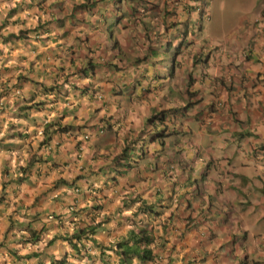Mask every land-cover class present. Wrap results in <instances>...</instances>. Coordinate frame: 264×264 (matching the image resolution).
I'll use <instances>...</instances> for the list:
<instances>
[{
	"label": "crops",
	"instance_id": "obj_1",
	"mask_svg": "<svg viewBox=\"0 0 264 264\" xmlns=\"http://www.w3.org/2000/svg\"><path fill=\"white\" fill-rule=\"evenodd\" d=\"M84 1L51 0L59 20L52 13L37 20L34 10L45 25L26 50L38 49L39 85L53 88L43 95L49 117L34 123L43 120V131L26 133L35 145L26 193L10 196L33 203L26 229H36L31 216L57 196L52 208L60 215L45 236L54 224L62 233L89 225L97 204L88 236L103 246L133 228L132 219L148 220L147 264H264V4L228 32L201 29L190 39L177 35L181 23L197 19L185 13V0H89L78 9ZM162 51L172 52L168 62ZM159 111L162 125L148 124ZM101 124L92 135L88 126ZM140 201L153 213L134 218ZM186 218L195 225L185 226Z\"/></svg>",
	"mask_w": 264,
	"mask_h": 264
},
{
	"label": "rangeland",
	"instance_id": "obj_2",
	"mask_svg": "<svg viewBox=\"0 0 264 264\" xmlns=\"http://www.w3.org/2000/svg\"><path fill=\"white\" fill-rule=\"evenodd\" d=\"M259 2L264 4V0H205L208 20L203 22L202 29L207 35H216L222 30L228 32L229 29L237 26L238 19L246 10ZM50 5L51 0H0V264H57L66 253L69 255L65 257V262L60 264H117L114 262V257L105 252L102 254L107 258L105 257L103 262H98L101 253L97 249L90 251V246L96 245V242L88 235L81 234L79 239L71 238L76 249L68 245L64 239L54 238L55 235H62V232L55 230L56 224L45 236L41 233L45 231L42 222L37 221L35 235L37 233L39 238L32 239L34 235L30 236V232L26 229V210L29 203L14 204L10 198L15 193H26V173L33 166H28V162L34 160L30 156L35 145L26 140V133L40 134L35 130L43 131V120L39 124L42 128L38 125L36 127L34 123L41 118L47 119L50 114L49 109L52 108L51 105L44 107L47 99V96H43L44 91L51 90L53 86L44 88L39 85L38 78L41 71L35 59L37 58L35 52L38 49H30L31 52L26 50L28 45L38 44L34 36L38 33V29L45 25V22L35 21V9L40 12L37 20L46 18L49 21L50 13L55 15L56 20L60 19L56 11L49 10ZM76 6L82 9L79 4ZM25 8L27 10L23 11ZM82 17L84 18V15ZM82 17L79 15L76 20L85 23L86 20ZM172 47L173 45L170 50ZM171 53L162 51L158 55L162 63L171 59ZM129 58L128 53L127 61ZM32 126L33 128H30ZM6 144L11 146L6 147ZM19 167L25 169L22 178L25 182L21 183L24 187L12 182L14 178L22 176V173L18 172ZM202 199L205 206H208L206 191ZM54 203L55 201L52 200L49 207L45 206L41 209H46L49 213L56 212V209L52 208ZM219 207H226L223 200L222 204L219 203ZM82 208L85 207L76 208L74 213H84ZM36 210L32 209L30 212ZM42 218L48 223L56 220L55 216ZM249 220L251 221V218ZM58 226L63 224L60 222ZM65 232H68L66 236H69L70 232ZM67 246L69 249L64 253V248ZM96 247L99 248L98 245ZM31 253L36 255L26 257Z\"/></svg>",
	"mask_w": 264,
	"mask_h": 264
},
{
	"label": "clouds",
	"instance_id": "obj_3",
	"mask_svg": "<svg viewBox=\"0 0 264 264\" xmlns=\"http://www.w3.org/2000/svg\"><path fill=\"white\" fill-rule=\"evenodd\" d=\"M89 3H91V2H89V0H85L83 3H80L79 5H81L82 7H87V5ZM183 5H184L185 13L188 14L190 12L191 13L193 12V13L196 14L197 19L195 20V22H190V20H189L188 22L181 23L180 24V28H179V30L177 32V35H179L181 37L185 36V35H188V36L191 37L190 39H192L195 35L199 34L200 30L202 29L203 22L208 20V10H207V7H206L205 0H185ZM118 19H119V15H117L116 22H117ZM112 24H113V22H112ZM260 24H264V18L260 19ZM161 43L157 44V45L161 46L162 45ZM85 65H86V67H88L87 64H85ZM96 96L98 98H101V95L98 92H96ZM154 114H158V116L155 117L151 122L147 121V123L148 124H152L154 122L156 124L162 125L161 121H163L164 118H165L164 117V112L163 111H159V112H155ZM154 114H152V115H154ZM88 127H90V128L93 127V132L91 133L92 135L101 134L104 131V129H105V125L104 124H101V125H90ZM163 131H165V128L162 126V127H160V130H158V133L163 135ZM39 133L41 134V132H39ZM91 134H87L85 132V133L82 134L81 138L78 139L77 148H76V154H75V156L77 158L80 156L81 151H82V149L84 147L83 146V142L86 141L89 138V135H91ZM34 161L35 160H29L28 166L33 165ZM30 162H31V164H30ZM17 169H18V172L22 173V176L17 178V179L14 178L12 180V182H17V184H21V183L24 182V180H22V178H23V172H24L25 169L23 167L22 168L19 167ZM35 169H36V172L38 173V166H35ZM28 173H29V171H28ZM28 173H26V175H28ZM138 205H139V203H138ZM82 210H83V208H82ZM151 210H152V208H151ZM134 212H136V209H135ZM134 212H133V214H134ZM151 213H153V211H150V212H148V211H145V212L137 211L136 215H133V217L135 218L139 214L140 215L141 214L142 215H148V214H151ZM132 222H133V230H137V228H139L140 226H144L148 230V227H147L148 220L147 219L144 220L143 222H142V219H140V218L136 219V220L132 219ZM183 223H184L185 226H193V225H195L196 220H195V218H186L183 221ZM131 229H129V230H131ZM29 232L31 234L35 235V229H30ZM149 234H150V231H149ZM126 235H127V232H126V234L124 236L119 237L116 241L120 240L121 238L126 237ZM150 236H151V234H150ZM151 238H152V236H151ZM152 241H153V238H152ZM115 242L112 243L110 246H103V245H101L99 243H95L96 245H94V247L98 250L99 253L100 252H105V253H108L109 255H112L114 257V262H117V264H118V256L115 254V251H114L115 250V247H114ZM66 243L68 245H71L72 247H74L73 244L70 241L66 240ZM97 245H98L99 248L96 247ZM150 250H151V244H150ZM66 256L67 255L65 254V256L61 260H58L57 262H65V257ZM103 256H104V254L103 255L100 254L99 259H102ZM152 257H153V254H152V250H151V258L149 260L139 261L136 258H132L131 264H147V262L152 260Z\"/></svg>",
	"mask_w": 264,
	"mask_h": 264
},
{
	"label": "trees",
	"instance_id": "obj_4",
	"mask_svg": "<svg viewBox=\"0 0 264 264\" xmlns=\"http://www.w3.org/2000/svg\"><path fill=\"white\" fill-rule=\"evenodd\" d=\"M159 114V113H158ZM158 114H154L151 117H149L147 119L148 122H151L155 117L158 116ZM160 115V114H159ZM31 164V162H30ZM57 196H54V201L56 200ZM33 207V203L29 204L28 208ZM89 213L90 215L88 216L89 218V225L83 226L81 227L80 225L76 226L73 231L69 234V236H66V232L64 231L63 233H65L63 235L58 234L57 236H53L58 237V238H62L64 240L67 241H71V238H75V239H79L81 234H84V236H87L88 233H93L95 232V226L92 223L94 218L97 216L96 211L101 209L100 205H94V206H90L89 207ZM68 209V206L67 208ZM76 207L74 208V206H70V210H68L67 212H73L75 211ZM145 212V211H152L151 207L146 205L145 202L140 201L139 205L136 208V212ZM95 212V214H94ZM136 212H134L133 215H136ZM46 215V217L48 215L50 216H55L58 217L60 214H53V212L49 213L46 209H40L39 211L37 210L34 215H32L31 217L34 218L37 221H41L42 222V227H46V225H49V223L47 221H44L42 216ZM101 222V221H100ZM77 224V222H76ZM31 234V233H30ZM33 236V234H31ZM34 240L38 239V234L36 233V235L33 236ZM152 242V238L149 234V231L147 230V228H145L144 226H140L139 228H137V230H128L127 231V235L124 238H121L120 240L116 241L114 244L115 247V254L118 256V264H131V260L132 258H136L139 261H144V260H149L151 258V250H150V244ZM73 244V243H72ZM74 248L76 249L75 245L73 244ZM101 255L102 252H100ZM36 253H31V254H27L26 257L29 256H35ZM60 263V262H59ZM57 263V264H59Z\"/></svg>",
	"mask_w": 264,
	"mask_h": 264
}]
</instances>
